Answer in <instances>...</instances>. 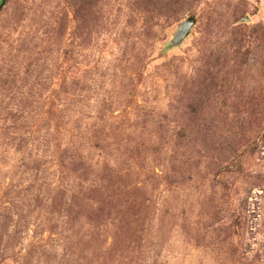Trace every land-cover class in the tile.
Instances as JSON below:
<instances>
[{"label":"rangeland","instance_id":"rangeland-1","mask_svg":"<svg viewBox=\"0 0 264 264\" xmlns=\"http://www.w3.org/2000/svg\"><path fill=\"white\" fill-rule=\"evenodd\" d=\"M0 264H264V0H0Z\"/></svg>","mask_w":264,"mask_h":264},{"label":"water","instance_id":"water-1","mask_svg":"<svg viewBox=\"0 0 264 264\" xmlns=\"http://www.w3.org/2000/svg\"><path fill=\"white\" fill-rule=\"evenodd\" d=\"M195 22L196 20L193 17H189L185 21H183L180 24L179 29L175 35V40L181 41L184 37H186L189 34L190 29L195 24Z\"/></svg>","mask_w":264,"mask_h":264},{"label":"built area","instance_id":"built-area-1","mask_svg":"<svg viewBox=\"0 0 264 264\" xmlns=\"http://www.w3.org/2000/svg\"><path fill=\"white\" fill-rule=\"evenodd\" d=\"M256 194V193H255Z\"/></svg>","mask_w":264,"mask_h":264}]
</instances>
